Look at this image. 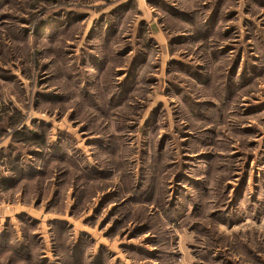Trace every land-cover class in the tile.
<instances>
[{
	"label": "rangeland",
	"instance_id": "374dc122",
	"mask_svg": "<svg viewBox=\"0 0 264 264\" xmlns=\"http://www.w3.org/2000/svg\"><path fill=\"white\" fill-rule=\"evenodd\" d=\"M0 264H264V0H0Z\"/></svg>",
	"mask_w": 264,
	"mask_h": 264
},
{
	"label": "trees",
	"instance_id": "16d2710c",
	"mask_svg": "<svg viewBox=\"0 0 264 264\" xmlns=\"http://www.w3.org/2000/svg\"><path fill=\"white\" fill-rule=\"evenodd\" d=\"M0 236H1V234H0Z\"/></svg>",
	"mask_w": 264,
	"mask_h": 264
}]
</instances>
